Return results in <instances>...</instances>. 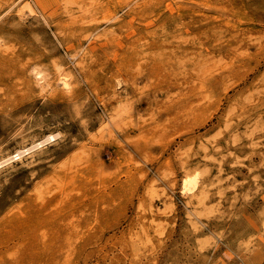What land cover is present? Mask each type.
<instances>
[{"label":"rangeland","instance_id":"rangeland-1","mask_svg":"<svg viewBox=\"0 0 264 264\" xmlns=\"http://www.w3.org/2000/svg\"><path fill=\"white\" fill-rule=\"evenodd\" d=\"M50 133L0 264H264V0H0V162Z\"/></svg>","mask_w":264,"mask_h":264},{"label":"bare ground","instance_id":"bare-ground-1","mask_svg":"<svg viewBox=\"0 0 264 264\" xmlns=\"http://www.w3.org/2000/svg\"><path fill=\"white\" fill-rule=\"evenodd\" d=\"M56 137H57V133H56V134H54V133H50V134H48L45 138H43L42 140H39V141H37L36 143H34V144H32V145H30V146H28V147H26V148L19 149L15 155H12V156L6 158L4 161L0 162V166H2V164H3L4 162H7V161H9V160H11V159H14V158H18V157H20L23 153H26V152H29V151H31V150H34V149L37 148V147H41V146L47 144L49 141H53V140H55ZM187 181H188V180H186V181L184 182V183H185V187H187V188H188L189 186L192 187L191 184H189V185L187 186L188 182H191V181H188V182H187Z\"/></svg>","mask_w":264,"mask_h":264}]
</instances>
